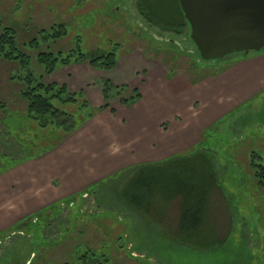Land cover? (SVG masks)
Wrapping results in <instances>:
<instances>
[{
    "label": "rangeland",
    "instance_id": "374dc122",
    "mask_svg": "<svg viewBox=\"0 0 264 264\" xmlns=\"http://www.w3.org/2000/svg\"><path fill=\"white\" fill-rule=\"evenodd\" d=\"M135 1L0 0V27L15 30L20 46L36 38L40 51H61L64 55L71 51L85 55L95 51L114 52L117 61L137 58L134 60L139 63L132 61L136 66L161 64L166 73L169 70L177 73L175 82L183 76L190 85L197 79L219 77L231 63L246 58L245 55H233L223 60L203 61L186 35L161 34L146 25L136 12ZM59 24L65 26L66 38L55 44H43L39 32ZM170 41L177 46H163L165 43L170 45ZM186 53L187 57L184 56ZM256 54L250 53L247 57ZM30 70L39 81L53 84L48 77L41 78L42 69L33 59ZM18 73L16 64L0 60V119L4 117V111L20 114L26 109V102L19 95L22 84L13 80ZM120 75L115 71L111 76L120 78ZM178 89L182 90L181 87ZM91 102L88 101L90 107L95 109L94 97ZM211 128L207 131L205 148L216 153L222 192L226 199L230 198L228 203L232 208L215 189L210 216L217 238L226 239L220 249L195 253L172 242H164L155 232L156 236L149 235L150 229L155 228L168 231L167 234L172 236L177 227V202L168 206L160 223L153 220V215L144 219L124 206L119 197L124 177L107 184L103 183L108 179L105 178L99 181L101 185L95 196H84V206L80 210L61 207L60 214L47 223L42 233L33 227L30 235L14 233L0 240V264H82L85 255L91 264H264V191L254 185L248 166L251 152L264 159V91L225 115ZM7 130L1 126V142L9 137ZM16 150L13 152V148L5 143L6 157H16ZM230 211L234 213L233 218H230ZM49 243L53 246L49 247Z\"/></svg>",
    "mask_w": 264,
    "mask_h": 264
},
{
    "label": "trees",
    "instance_id": "16d2710c",
    "mask_svg": "<svg viewBox=\"0 0 264 264\" xmlns=\"http://www.w3.org/2000/svg\"><path fill=\"white\" fill-rule=\"evenodd\" d=\"M135 9L149 27L161 34L174 37L186 35V39L193 45L189 38V27L178 0H136ZM39 35L43 44L50 45L62 41L67 34L65 26L59 24L39 32ZM168 43L170 45L165 43L163 46H177L172 41ZM39 47L40 43L36 38L20 46L15 30L0 27V60L17 65L19 73L13 76V80L22 84L19 95L26 102L24 112L12 114L4 111V117L0 119V128L5 126L9 136L4 142L0 141V175L51 152L64 139L83 127L97 112L109 109L113 113L109 106L111 100L117 99L122 106L128 108L141 99L137 89H131L128 86L116 87L108 80H101L99 86L104 106L98 109L91 108L83 93L70 94L64 85H46L36 79L30 70L31 59L41 67L42 78L49 77L56 70L71 64H87L98 71H112L117 65L115 53L95 51L85 55L79 51L76 53L71 51L64 55L61 51H40ZM193 47L196 50L194 45ZM168 53L175 55L173 51ZM30 54L35 56L32 57ZM185 55L187 57L188 53ZM211 127L203 130L199 142L189 153L159 163L128 168L103 182L107 184L109 181L124 177L119 192L124 206L144 219L153 215V220L158 223L168 206L177 202V227L173 231L174 234L171 232L172 236H170L167 234L168 231L162 232L163 229L159 231V229L151 228L149 235L157 234L164 242H172L178 247L203 254L220 249L226 243V239L221 241L217 238L210 216L214 190L218 189L223 194L222 180L216 168V153L212 149L205 148L207 131L212 129ZM5 143L13 148V152L18 149L16 157H6ZM248 159L254 185L258 190L264 191V159L254 152L249 154ZM125 173L126 176H124ZM100 185L98 183L93 186L94 188L91 187L92 189L89 188L83 193L69 197L21 220L9 230L1 232L0 240L14 233L27 232L30 235L33 227L42 233L47 223L60 214L61 207H73L76 211L80 210L84 206V196H95ZM223 196L227 203L231 202L230 198L226 199L224 194ZM229 203L228 207L231 208ZM233 214V211H230V218H233ZM50 246L53 245L49 243ZM82 258H85L82 264H91L87 261L86 255Z\"/></svg>",
    "mask_w": 264,
    "mask_h": 264
},
{
    "label": "crops",
    "instance_id": "0c3cea01",
    "mask_svg": "<svg viewBox=\"0 0 264 264\" xmlns=\"http://www.w3.org/2000/svg\"><path fill=\"white\" fill-rule=\"evenodd\" d=\"M134 59L117 61L109 72L75 64L48 77L71 94L83 93L87 102L94 97L95 109L104 106L101 80L137 89L141 99L128 108L111 100L113 113L97 112L51 152L1 175L0 233L120 171L184 154L197 145L201 130L264 91V51L193 85L183 76L175 82L177 73H166L161 64L136 66ZM115 71L120 78L111 76Z\"/></svg>",
    "mask_w": 264,
    "mask_h": 264
},
{
    "label": "water",
    "instance_id": "95a60500",
    "mask_svg": "<svg viewBox=\"0 0 264 264\" xmlns=\"http://www.w3.org/2000/svg\"><path fill=\"white\" fill-rule=\"evenodd\" d=\"M203 61L264 51V0H178Z\"/></svg>",
    "mask_w": 264,
    "mask_h": 264
}]
</instances>
